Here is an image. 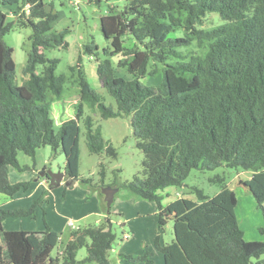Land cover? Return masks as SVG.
Here are the masks:
<instances>
[{
	"label": "trees",
	"instance_id": "trees-1",
	"mask_svg": "<svg viewBox=\"0 0 264 264\" xmlns=\"http://www.w3.org/2000/svg\"><path fill=\"white\" fill-rule=\"evenodd\" d=\"M13 6L23 13L6 23L2 8ZM45 6L43 0H0V206L29 187V182L9 180L11 169L19 173L25 169L18 163L19 153L34 159L40 148L59 150L65 158V183L79 180L78 124L85 105L97 108L104 120L130 118L135 146L143 154L141 173L111 187L156 205L153 245L163 264H253L252 259L259 264L264 242L244 239L235 215L237 197L224 177L212 179L220 184L213 197L193 189L195 199L181 197L164 206L160 192L182 187L193 170L244 169L251 177L242 185L264 221V0H126L121 9L110 6L99 23L110 41L111 49L104 50L107 57H97L94 43L83 45L82 54L96 57L97 77L116 110L103 103L82 69L70 66L78 103L74 117L59 126L52 117V104L63 99L66 77L56 75L58 61L46 58L44 51L66 48L69 30L53 31L50 23L57 15ZM212 14L221 22L209 20ZM14 23L32 29L23 69L27 79L19 86L13 50L3 42ZM177 29L183 30V37L169 38ZM127 40L133 43L130 48L125 46ZM193 42L202 53L183 55L180 48ZM112 57L117 59L115 65ZM38 66H42L39 73ZM115 66L130 78L116 76ZM158 74L157 86L142 83ZM84 126L89 153L116 159L115 149L103 141L91 118H84ZM100 167L101 191L107 185L104 166ZM35 207L36 202L29 209L0 207V264H110L116 236L108 217L103 224L73 230L65 243L47 226L42 232L3 229V221L32 216ZM169 219L173 240L164 244L161 232ZM58 244L62 251L52 258ZM82 247L87 256L77 262L76 251ZM151 256L147 251L121 255L130 264H150Z\"/></svg>",
	"mask_w": 264,
	"mask_h": 264
},
{
	"label": "rangeland",
	"instance_id": "rangeland-1",
	"mask_svg": "<svg viewBox=\"0 0 264 264\" xmlns=\"http://www.w3.org/2000/svg\"><path fill=\"white\" fill-rule=\"evenodd\" d=\"M43 3L46 5V10L51 7L52 14L57 15V19L50 23L52 30H69L65 37L66 48L55 47L44 51L46 58L58 61L56 75L66 77L63 99L52 104L54 120L57 119V124H60L62 119L74 117V107L78 103V89L70 80V66L82 69L90 86L103 97V103L116 110L115 101L106 93L97 77L96 57L83 55L82 46L94 43L98 48L97 57L99 59L107 57L104 55V50L111 49L110 41L106 40L100 31V18L107 14L110 6L121 9L126 4V0H92L91 2L89 0H43ZM2 10L7 16L6 23L16 21L23 13L17 9V6L5 7ZM28 10L27 6L26 15ZM209 20H215L216 24L221 22L216 14L210 15ZM31 33L30 26L14 23L11 30L3 37V42L13 50L15 84L18 86L27 79L23 74V69L30 51L28 38ZM183 34V30L177 29L174 33L169 34V38L183 37ZM132 44L131 40H127L125 46L130 48ZM180 51L183 55L188 53L200 55L203 49L193 42L190 46L180 48ZM79 57H81L80 64L77 62ZM110 60L113 64L117 62V59L113 57ZM168 62H172V59H169ZM41 70L42 66H38L37 73ZM115 75L130 78L124 69L117 66H115ZM159 82V74L154 77H145L142 80V83L147 86H157ZM83 113L78 124L79 180L70 185L63 182L60 186L53 188H49L48 184L46 186L42 184L40 187L38 185L39 188L37 187L34 193L33 189L38 184L37 180L41 178L40 171L43 168L54 173L63 172L64 155L59 150L53 152L49 147L38 149L34 159L19 153L17 155L18 163L25 169L21 173L15 171L14 174L21 177L20 182H29V189L21 190L10 200L9 204H3L0 207L3 210L29 209L35 202L36 207L32 216L6 219L2 223L3 229L5 231L42 232L47 226L56 232L62 241H67L73 230H82L89 226L103 224L108 217L111 230L116 236L115 247L109 252L110 264H130L122 259L121 255L134 253L143 255L146 251L153 252L151 264H163L161 253L153 245L158 226L156 205L120 188L114 194L110 207L107 208L100 191V164L105 169L104 185L107 186L129 182L134 176L141 173L143 154L135 146L130 118L117 117L104 120L101 119L97 108L90 109L85 105ZM86 117L93 121V128H99L103 141L115 149L116 159H111L103 153L100 155L89 153L84 126ZM117 170L120 172L117 173ZM217 177H224L225 183L237 197L235 215L244 239L264 242V233L260 232V228L264 226L261 210L256 206L250 192L242 185L243 181L251 177L250 171L223 167L212 171L193 170L182 187L170 186L160 192L161 203L166 206L181 197L195 199L193 189L201 190L204 195L213 197L220 190V184L216 181L212 182V179ZM13 180V178L10 179L12 183ZM124 236L130 239L125 241ZM172 240L173 221L169 219L162 229L161 241L164 244H169ZM87 242L89 243V240ZM61 245L58 244L53 249L52 258L59 256L62 251ZM86 256V248L82 247L76 251L75 260L80 262ZM258 261L259 264H264V255ZM251 262L254 264L256 260L252 259Z\"/></svg>",
	"mask_w": 264,
	"mask_h": 264
},
{
	"label": "water",
	"instance_id": "water-1",
	"mask_svg": "<svg viewBox=\"0 0 264 264\" xmlns=\"http://www.w3.org/2000/svg\"><path fill=\"white\" fill-rule=\"evenodd\" d=\"M40 177L46 178L48 181V187L53 188L59 186L64 181V174L63 172L54 173L51 171H45L44 173L40 174ZM67 184V183H66ZM118 191V188L107 186L101 189V193L104 197V202L108 207H110L114 194Z\"/></svg>",
	"mask_w": 264,
	"mask_h": 264
},
{
	"label": "crops",
	"instance_id": "crops-1",
	"mask_svg": "<svg viewBox=\"0 0 264 264\" xmlns=\"http://www.w3.org/2000/svg\"><path fill=\"white\" fill-rule=\"evenodd\" d=\"M52 111H53V107H52ZM53 115V114H52ZM54 116H55V114H54ZM56 118V117H55ZM73 118V117H72ZM72 118H66V119H62L61 121H60V124L63 122V121H65V120H68V119H72ZM53 120H54V118H53ZM54 122H55V125L56 126H59L60 124H57V119H55L54 120ZM11 173H12V175H11ZM15 173V170H13V169H11L10 171H9V180L11 179V178H13L14 180H13V183H18V182H20V180H21V177L20 176H17L16 174H14ZM34 174H36V173H34ZM41 179V180H40ZM39 180H37L38 181V184H36V186H35V188L33 189V192L35 193L36 192V189H37V187H38V185H39V187L40 186H42V184H44L45 186L48 184L47 183V180H46V178H40ZM11 182V181H10ZM12 183V182H11ZM62 184V183H61ZM60 184V185H61ZM59 185V186H60ZM38 187V188H39ZM29 189V188H28ZM18 194V193H17ZM16 196V195H15ZM14 198V197H13ZM12 198V199H13ZM11 201L9 200V201H5V203L4 204H9ZM130 238H128V240H129ZM128 240H125V241H128ZM62 242H66V241H62ZM159 252V251H158ZM151 254H152V256L150 257V260H151V263H152V257H153V252H150ZM162 255V254H161ZM132 256H138V254L137 253H134V254H132ZM155 257H157V259H160L158 256H155ZM162 261H163V257H162ZM150 263V264H151ZM139 264H143V263H139Z\"/></svg>",
	"mask_w": 264,
	"mask_h": 264
},
{
	"label": "built area",
	"instance_id": "built-area-1",
	"mask_svg": "<svg viewBox=\"0 0 264 264\" xmlns=\"http://www.w3.org/2000/svg\"><path fill=\"white\" fill-rule=\"evenodd\" d=\"M128 237L127 236H124V239L126 240Z\"/></svg>",
	"mask_w": 264,
	"mask_h": 264
}]
</instances>
